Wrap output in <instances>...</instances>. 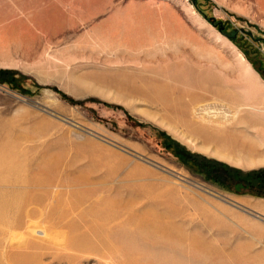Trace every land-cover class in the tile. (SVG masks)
<instances>
[{"label": "rangeland", "instance_id": "obj_1", "mask_svg": "<svg viewBox=\"0 0 264 264\" xmlns=\"http://www.w3.org/2000/svg\"><path fill=\"white\" fill-rule=\"evenodd\" d=\"M109 35L157 52L89 46ZM1 52L0 174L42 188H0V264H264V186L225 174L264 144L206 114L264 107L258 0H0Z\"/></svg>", "mask_w": 264, "mask_h": 264}, {"label": "bare ground", "instance_id": "obj_2", "mask_svg": "<svg viewBox=\"0 0 264 264\" xmlns=\"http://www.w3.org/2000/svg\"><path fill=\"white\" fill-rule=\"evenodd\" d=\"M258 3L264 8V0H258ZM192 12H194V11H192ZM155 40L156 39L153 36V37H149V40L147 41V43L141 44V45H135L128 38H125L124 41H120V39L116 38L114 35L113 36L109 35V37L106 36L104 39H99V40L93 41L92 43H90L89 46L92 49H94V50H100V51H103V52L123 51L124 53H126L128 55H132V56L143 55L144 57L148 58L152 54L157 52L156 51L157 48L155 47V43H156ZM170 40L171 39L169 37H165L164 38L165 42H169ZM221 40H222V37L218 36V40H217L218 43H221L222 42ZM10 41L14 42L15 39L11 38ZM0 54H4V52H1ZM217 55H219V54H217ZM224 57H226L225 59H228V60H230L233 63L234 69H235L237 75L240 78L251 79L252 77H254V73H253L252 69L246 63L244 58L238 52H236L234 47L231 46L229 48V53H227ZM224 57H222V56L219 57L218 56L217 59H216L217 62L218 63L220 62V63L224 64L225 63L224 62ZM147 62L149 63V61L145 59V63H147ZM156 65H158V62H156ZM193 110H194L195 113L197 111H200V112H202V111L204 112L205 111V109H202L200 107L193 108ZM208 110H209V108H207V112H206L207 115H222L220 120L223 121V122H229V121L235 119L238 115H243L239 119L237 124L245 125L247 130L253 131V132H249V131H247V132L250 134V136L252 138H254L257 141H259V143L263 146V144H264V107H256V106H249V105H238L233 111L230 110L229 112H209ZM214 118L217 119V117H215V116H214ZM210 122H211V120H210ZM256 162L258 164H264V152L258 154ZM252 165H253V163H252ZM3 170H4V174L3 175L0 174V188L1 189H10V190H17V191L18 190L19 191H26L27 190V192H28V190H30V189H34V188L38 189L39 188L38 190H40V187L42 188V185H40L39 183L37 184L35 181L29 180V179H25V180L22 179V181L20 180L21 182L19 181V179L17 180V176H16L17 169H14V168L10 169L9 168V169H3ZM44 187L47 188L46 185ZM21 196H22V194H21ZM28 196H30V195H28ZM33 201L34 200H31L32 204H34ZM31 203L27 202V204L25 206L21 205V206H24L25 216L24 215L23 216L25 218H27L28 220H30L33 217V215H34V211L31 210V209H34V208H30V209L28 208V207H31L30 206ZM14 205H15V203H14ZM44 209H46V208H44ZM5 210L9 211V209H5ZM46 210L44 212H46ZM49 214H51V213L49 212L48 215ZM38 215L40 216V214H38ZM44 216L45 215H43L42 217H44ZM34 218H35V216H34ZM6 225L9 228L18 229L23 224H22V222H20L18 220H12L11 219L8 222H6ZM34 231H35V229L33 230V232ZM37 233H42L44 235L46 234L45 231H42V232L41 231L40 232L36 231V234ZM66 248H68L70 250H77V251H81L82 250V247L77 245V243H68V244H66Z\"/></svg>", "mask_w": 264, "mask_h": 264}, {"label": "trees", "instance_id": "obj_3", "mask_svg": "<svg viewBox=\"0 0 264 264\" xmlns=\"http://www.w3.org/2000/svg\"><path fill=\"white\" fill-rule=\"evenodd\" d=\"M225 174L229 178H235L238 181L248 185H250L252 182H258L264 186V170L243 173L242 171L229 169L226 167Z\"/></svg>", "mask_w": 264, "mask_h": 264}, {"label": "crops", "instance_id": "obj_4", "mask_svg": "<svg viewBox=\"0 0 264 264\" xmlns=\"http://www.w3.org/2000/svg\"><path fill=\"white\" fill-rule=\"evenodd\" d=\"M255 210L259 211V214L264 216V202L260 203L259 207L255 208Z\"/></svg>", "mask_w": 264, "mask_h": 264}]
</instances>
